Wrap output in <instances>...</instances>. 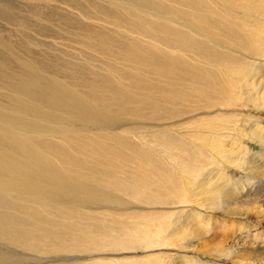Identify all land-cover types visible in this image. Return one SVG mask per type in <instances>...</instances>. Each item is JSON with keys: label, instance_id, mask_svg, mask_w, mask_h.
<instances>
[{"label": "bare ground", "instance_id": "1", "mask_svg": "<svg viewBox=\"0 0 264 264\" xmlns=\"http://www.w3.org/2000/svg\"><path fill=\"white\" fill-rule=\"evenodd\" d=\"M62 22L86 31L74 61L49 48ZM263 52L264 0H0V264H172L169 251H195L180 230L209 214L237 234L234 251L264 242V180L219 183V210L192 204L212 159L224 161L180 125L197 106L257 103L222 83L251 75L234 62ZM234 129L205 132L217 154ZM240 254L223 255L264 264ZM196 255L179 264L216 263Z\"/></svg>", "mask_w": 264, "mask_h": 264}, {"label": "rangeland", "instance_id": "2", "mask_svg": "<svg viewBox=\"0 0 264 264\" xmlns=\"http://www.w3.org/2000/svg\"><path fill=\"white\" fill-rule=\"evenodd\" d=\"M72 23L73 22H71V24ZM121 29H123V27ZM85 33L86 31L84 30H78L76 32L64 30L62 22L61 27L59 28V31L57 33L58 37L56 38L59 43L52 44L49 46V48L52 49V53L61 54L65 58H69L74 61V59L70 56V54H68V52H78L79 50L84 49V47L73 39L77 35ZM94 54L95 52L93 51H90L88 53L85 52L81 54V59L85 60L86 58H92L91 56H94ZM259 58L260 60H250L246 59V57L243 56V59H239L237 60V62H234L247 65L245 66L247 67L246 69H252V74L248 76H246L248 73L242 75V79L236 81L232 80L230 76H227L226 78H224V83H222L224 89H231L233 97L242 93V95L247 98H249L250 96H254L255 98H253L255 100L257 99V103L250 100L246 104L251 103V105H247L245 107L244 103H242L243 106L238 105L239 107L237 108H227L224 106H211L202 108L197 106V110L192 111L189 115L183 116V118L185 117L184 119L181 118L182 124L180 125L183 126L184 129L187 128L188 130L195 132L196 135V138H194L193 140L186 138V142L194 148L200 149L201 151L205 150L207 153L216 155V157L222 158L224 161V164H222L217 159H212V164L208 166V169H212V172L215 173V175L211 179V181L203 179L197 180V182L202 185L203 188L199 191V196L191 197V199L194 200L192 202V204L194 205H201L203 203L202 199L213 198L211 203L214 201L215 203H210L209 205L215 207V209L217 210L221 209V206H224L225 199L222 196L224 193L220 189L221 186L218 184L220 183L223 185H227L230 182H233L234 180L240 178L242 175H244V173H247V175L250 177H254L255 180H264V165L261 166L262 168H260L259 175L253 176L252 174H250L258 173V171L256 170V160L253 159V156H264V52ZM83 60H79L78 62H83ZM227 63L230 65H234V63L232 64L229 61ZM257 108L260 109L258 110ZM219 122H221L223 125H226L228 128H236L229 131L228 137L226 136V138L223 139L222 147L224 145L225 146L223 147V150H221L223 151L222 156L217 154V150L221 145L218 144L216 140L209 138L205 133ZM254 132L255 134H253ZM239 148L240 150L239 152L237 150L238 154H236L235 149ZM230 149L234 150L231 151ZM223 156L225 157L223 158ZM230 156L231 159H228L230 158ZM240 161H243V163L240 164ZM257 163L260 162L257 161ZM218 164H220L221 166H219ZM250 169L252 170V172L250 171ZM202 174H205V172ZM223 180L225 181L224 183L222 182ZM193 188L194 186H192V190ZM249 207L250 209L247 210L252 212L255 210L253 207ZM191 209H193L194 211L196 210L194 209V207H185L182 217L185 213H192ZM215 217L220 218L218 214H209V221H191L186 226H184V229L180 230L184 232L179 236V238L182 239V246L185 245L195 251L184 253L181 250L182 248H180V250L178 251H169L170 253H168L172 256L173 260L171 261L172 264H179L180 261H182L180 259L181 257L184 258L189 255L191 256V259L198 260L200 258H198V256L196 255L198 252L203 253L205 256L211 255V257L216 259V263L214 262V264H229L228 261H225L227 257H225L223 254L227 253L229 255L228 257L232 256L233 258V254H236L237 249L241 253L244 252L243 255H237V258L242 260L243 262L247 260L260 262L259 260H261V258H264L263 240L256 241L251 245L245 244L244 247H238L234 251L235 246H232L234 244H232L230 239L232 238L236 241L237 234L231 236L230 232L225 228V224L223 223V221L220 220L218 222H215L213 220ZM206 222L210 223L206 224ZM215 244H227L226 249L219 248L222 255L214 252L212 247ZM203 245L205 246L202 247ZM175 248L178 247L174 246L173 249ZM262 261L264 262V259H262ZM54 263L55 261L47 262L46 264Z\"/></svg>", "mask_w": 264, "mask_h": 264}]
</instances>
